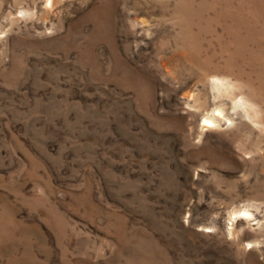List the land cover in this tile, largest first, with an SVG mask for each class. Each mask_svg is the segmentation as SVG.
Masks as SVG:
<instances>
[{
	"label": "rangeland",
	"instance_id": "1",
	"mask_svg": "<svg viewBox=\"0 0 264 264\" xmlns=\"http://www.w3.org/2000/svg\"><path fill=\"white\" fill-rule=\"evenodd\" d=\"M0 264H264V0H0Z\"/></svg>",
	"mask_w": 264,
	"mask_h": 264
},
{
	"label": "bare ground",
	"instance_id": "2",
	"mask_svg": "<svg viewBox=\"0 0 264 264\" xmlns=\"http://www.w3.org/2000/svg\"><path fill=\"white\" fill-rule=\"evenodd\" d=\"M208 121V120H207ZM210 122V121H209Z\"/></svg>",
	"mask_w": 264,
	"mask_h": 264
}]
</instances>
